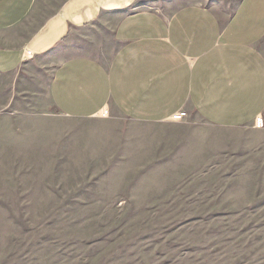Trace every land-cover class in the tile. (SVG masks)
Masks as SVG:
<instances>
[{
	"label": "rangeland",
	"instance_id": "1",
	"mask_svg": "<svg viewBox=\"0 0 264 264\" xmlns=\"http://www.w3.org/2000/svg\"><path fill=\"white\" fill-rule=\"evenodd\" d=\"M53 68L0 97V264H264V128L69 120Z\"/></svg>",
	"mask_w": 264,
	"mask_h": 264
},
{
	"label": "crops",
	"instance_id": "2",
	"mask_svg": "<svg viewBox=\"0 0 264 264\" xmlns=\"http://www.w3.org/2000/svg\"><path fill=\"white\" fill-rule=\"evenodd\" d=\"M42 59L69 120L158 126L182 111L249 128L264 116V0H0V97Z\"/></svg>",
	"mask_w": 264,
	"mask_h": 264
},
{
	"label": "built area",
	"instance_id": "3",
	"mask_svg": "<svg viewBox=\"0 0 264 264\" xmlns=\"http://www.w3.org/2000/svg\"><path fill=\"white\" fill-rule=\"evenodd\" d=\"M25 58L27 59H31L32 58V53L29 51V50H26L25 52ZM186 112H179L178 114H176L172 119L171 121L172 122H178V121H181L183 119H185L186 117ZM103 117H106L107 116V112L105 111L103 114H102ZM255 128L257 129H263L264 128V120L262 117H259L255 124H254Z\"/></svg>",
	"mask_w": 264,
	"mask_h": 264
}]
</instances>
